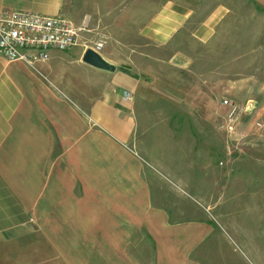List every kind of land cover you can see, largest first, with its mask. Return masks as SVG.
I'll return each mask as SVG.
<instances>
[{"label": "crops", "instance_id": "0c3cea01", "mask_svg": "<svg viewBox=\"0 0 264 264\" xmlns=\"http://www.w3.org/2000/svg\"><path fill=\"white\" fill-rule=\"evenodd\" d=\"M248 2L264 9V0H0V17L26 11L84 26L80 43H102L98 54L119 62L113 72L95 69L81 47L35 70L0 56V264L207 260L220 217L193 175L221 192L235 185L224 181L223 160L251 135L261 99L249 80L193 68L192 54H174L169 70L137 62L149 58L144 45L170 49L185 29L201 45L224 43ZM223 98L253 109L229 124ZM158 104L183 114L189 132L151 116ZM183 188L205 211L176 207ZM20 234L36 242L20 245Z\"/></svg>", "mask_w": 264, "mask_h": 264}, {"label": "rangeland", "instance_id": "374dc122", "mask_svg": "<svg viewBox=\"0 0 264 264\" xmlns=\"http://www.w3.org/2000/svg\"><path fill=\"white\" fill-rule=\"evenodd\" d=\"M234 15L236 16L237 13ZM239 15L240 18L243 17L240 19V28L235 30L230 28L223 33L222 39L225 40L222 44L216 42L209 46L201 45L193 40L188 29H185L177 39V43L170 49L153 44L144 45L142 50L149 55V58L146 61L137 62L138 68L169 70L175 69L172 66L173 62L170 61L174 54H192L193 68H199L203 72H216L218 76L225 79L249 80L247 81L248 91L252 90L255 96H258L254 100L261 99L258 111L260 115L253 114L254 118L257 117V123L251 135L239 144L229 158L223 160L224 173L228 171L226 173L228 176H223L224 181L227 177V180L235 185L221 192L222 189L216 188L215 183L210 185L209 178L205 181L200 174L193 175L203 187L207 200L210 194L214 196L212 201L216 203L215 214L220 217L213 222L219 244L215 241L216 248L208 252L210 256H207L203 264H227L226 262L228 264H264V9L248 2L245 13L241 12ZM78 47L85 49L86 46L79 41L78 46L70 51L51 52L48 61L57 65L56 56L75 55L80 51ZM113 63L119 64V62ZM36 67L41 69L39 64ZM247 108L249 112L253 109L252 106ZM147 111L154 117L160 112L170 118L172 121L168 127L172 132H189L191 129L184 115L173 107L158 104L156 107L147 108ZM149 127L152 126L149 125ZM158 130H161V127L152 129L150 132ZM259 133L262 137L257 135ZM215 176L218 181L219 176ZM165 179L169 184L176 185L174 177L166 176ZM182 190L185 194L177 191L182 196L180 201L178 199L177 208L188 210L190 213L205 211L207 204L203 201L204 199L184 188ZM246 203L247 205L244 206ZM18 238H20V245L36 242L35 236L20 234Z\"/></svg>", "mask_w": 264, "mask_h": 264}, {"label": "built area", "instance_id": "2783aa9c", "mask_svg": "<svg viewBox=\"0 0 264 264\" xmlns=\"http://www.w3.org/2000/svg\"><path fill=\"white\" fill-rule=\"evenodd\" d=\"M84 30V26H77L62 16L11 12L0 17V56L8 62H22L36 69L37 64L49 60L51 52H66L78 46ZM102 47V43H96L85 49L98 53ZM222 104L231 109L229 124L249 112L248 108H242L228 98L223 99Z\"/></svg>", "mask_w": 264, "mask_h": 264}, {"label": "water", "instance_id": "95a60500", "mask_svg": "<svg viewBox=\"0 0 264 264\" xmlns=\"http://www.w3.org/2000/svg\"><path fill=\"white\" fill-rule=\"evenodd\" d=\"M82 62L101 71L113 72L115 67L105 61L98 53L92 49H86L82 56Z\"/></svg>", "mask_w": 264, "mask_h": 264}]
</instances>
